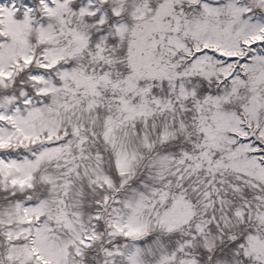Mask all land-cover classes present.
<instances>
[{
	"label": "snow or ice",
	"instance_id": "obj_1",
	"mask_svg": "<svg viewBox=\"0 0 264 264\" xmlns=\"http://www.w3.org/2000/svg\"><path fill=\"white\" fill-rule=\"evenodd\" d=\"M0 264H264V0H0Z\"/></svg>",
	"mask_w": 264,
	"mask_h": 264
}]
</instances>
